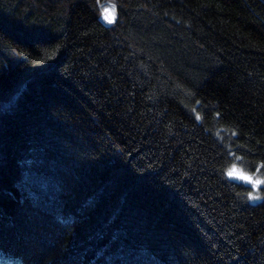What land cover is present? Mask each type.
I'll return each instance as SVG.
<instances>
[{"label":"trees","instance_id":"obj_1","mask_svg":"<svg viewBox=\"0 0 264 264\" xmlns=\"http://www.w3.org/2000/svg\"><path fill=\"white\" fill-rule=\"evenodd\" d=\"M233 164L264 176V0H0V264H264Z\"/></svg>","mask_w":264,"mask_h":264},{"label":"rangeland","instance_id":"obj_2","mask_svg":"<svg viewBox=\"0 0 264 264\" xmlns=\"http://www.w3.org/2000/svg\"><path fill=\"white\" fill-rule=\"evenodd\" d=\"M105 9H108L106 12ZM107 17V18H106ZM115 18V8L113 6H107L103 10V15L102 19L104 20L105 23H109ZM231 173V175H229ZM228 175L234 179L242 180L248 184H250L253 189L254 193H251L250 199L251 201H257L258 199L261 198V194L259 193L261 191V187L264 186V176L260 174H255V173H250L244 171L239 165L233 164L229 169H228ZM245 176H250L251 179H245ZM255 180H260V184H255L253 181ZM258 193L260 195H258ZM10 264H17L15 262H11Z\"/></svg>","mask_w":264,"mask_h":264},{"label":"snow or ice","instance_id":"obj_3","mask_svg":"<svg viewBox=\"0 0 264 264\" xmlns=\"http://www.w3.org/2000/svg\"><path fill=\"white\" fill-rule=\"evenodd\" d=\"M105 11L107 12L108 11V9H105ZM107 18V17H106ZM229 175H231V173H229ZM245 179H251V177L250 176H245L244 177ZM253 183H255V184H260L261 183V181L260 180H255V181H253Z\"/></svg>","mask_w":264,"mask_h":264}]
</instances>
